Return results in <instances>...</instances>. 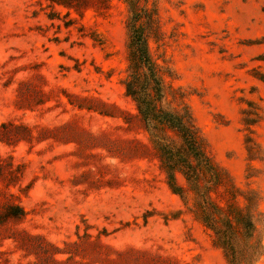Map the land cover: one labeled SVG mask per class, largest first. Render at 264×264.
<instances>
[{"label":"rangeland","instance_id":"rangeland-1","mask_svg":"<svg viewBox=\"0 0 264 264\" xmlns=\"http://www.w3.org/2000/svg\"><path fill=\"white\" fill-rule=\"evenodd\" d=\"M130 3L194 183L125 92ZM0 264H264V0H0Z\"/></svg>","mask_w":264,"mask_h":264},{"label":"trees","instance_id":"trees-1","mask_svg":"<svg viewBox=\"0 0 264 264\" xmlns=\"http://www.w3.org/2000/svg\"><path fill=\"white\" fill-rule=\"evenodd\" d=\"M140 15L136 14L130 3L129 30V72L125 79V92L135 103L138 115L145 128L155 138L158 150L166 168L169 182L173 187L175 170H180L188 181H196L195 169L207 165L208 158L200 143L199 130L191 111L184 106L179 110L163 106L164 86L160 67L154 62L147 44L144 29L139 26ZM167 128L175 132L180 140L178 146L165 137L158 136L156 131ZM203 196V195H202ZM244 227L249 231L252 221L246 218ZM208 220L206 219L205 222ZM214 229L221 246L231 263L235 262V247L226 233Z\"/></svg>","mask_w":264,"mask_h":264}]
</instances>
